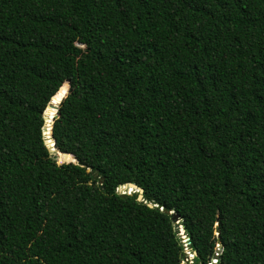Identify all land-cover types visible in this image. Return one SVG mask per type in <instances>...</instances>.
<instances>
[{
  "label": "trees",
  "instance_id": "16d2710c",
  "mask_svg": "<svg viewBox=\"0 0 264 264\" xmlns=\"http://www.w3.org/2000/svg\"><path fill=\"white\" fill-rule=\"evenodd\" d=\"M0 264H264V0H0Z\"/></svg>",
  "mask_w": 264,
  "mask_h": 264
},
{
  "label": "water",
  "instance_id": "95a60500",
  "mask_svg": "<svg viewBox=\"0 0 264 264\" xmlns=\"http://www.w3.org/2000/svg\"><path fill=\"white\" fill-rule=\"evenodd\" d=\"M65 86H67V87H65ZM68 85H66V84H63L59 89H58V91L56 92V94L57 93H59V92H61L62 93V96L59 98V102H58V105H55L53 102H52V98L56 95H54L51 99H50V101H49V103L47 104V106H46V108H45V110H44V112H43V121H44V124H43V127H42V138H43V141H44V143H45V145H46V147L50 150V152L51 153H53V152H55V141H54V138H53V136H52V134H51V129H52V123H53V120H54V117L56 116V114H57V111H58V108H59V105H60V103H61V101L64 99V97L67 95V93H68ZM61 90V91H60ZM55 107L56 108V111H55V114H54V116L50 119V116H49V120H46V110L48 109V107ZM47 121H49V122H47ZM49 124L51 125L50 126V138H51V140H52V143L51 144H49V142L45 139V132L47 131V129L49 128ZM57 155H58V157L61 159V161L62 162H76V158L73 156V155H71V154H67V153H60V152H57ZM123 188L125 189V190H128V191H134V192H138L139 193V195H138V197H137V200H139V201H141L142 200V195H141V193H142V190L140 189V188H137L134 184H127V185H124L123 186ZM131 192H128V193H121V195L123 196V195H125V194H130ZM150 207H151V205H149ZM161 208V207H160ZM167 213L168 214H172V218H173V220H178V217L174 214V213H172V212H170V211H167ZM218 229H216V231H215V233H216V235H218ZM216 251L218 252L219 251V248L217 247V249H216ZM218 258V255L217 254H215L214 255V259H217Z\"/></svg>",
  "mask_w": 264,
  "mask_h": 264
},
{
  "label": "built area",
  "instance_id": "2783aa9c",
  "mask_svg": "<svg viewBox=\"0 0 264 264\" xmlns=\"http://www.w3.org/2000/svg\"><path fill=\"white\" fill-rule=\"evenodd\" d=\"M179 234H180L181 241L183 242L184 246H187V242H188V241H187V238L184 236L181 227L179 228ZM189 257L192 258V254H189Z\"/></svg>",
  "mask_w": 264,
  "mask_h": 264
},
{
  "label": "rangeland",
  "instance_id": "374dc122",
  "mask_svg": "<svg viewBox=\"0 0 264 264\" xmlns=\"http://www.w3.org/2000/svg\"><path fill=\"white\" fill-rule=\"evenodd\" d=\"M58 163H62L61 159L58 157L57 159ZM119 193H128V192H131V191H128V190H125L123 187H120L118 190H117ZM216 249H217V246H216ZM191 259V257H189ZM215 260V259H214ZM214 260L212 262H214Z\"/></svg>",
  "mask_w": 264,
  "mask_h": 264
},
{
  "label": "snow or ice",
  "instance_id": "6c2138e0",
  "mask_svg": "<svg viewBox=\"0 0 264 264\" xmlns=\"http://www.w3.org/2000/svg\"><path fill=\"white\" fill-rule=\"evenodd\" d=\"M217 247L219 248V247H220V245H219V244H217Z\"/></svg>",
  "mask_w": 264,
  "mask_h": 264
}]
</instances>
